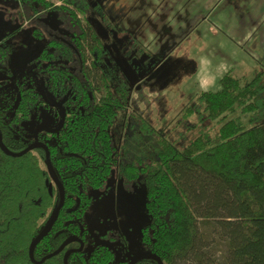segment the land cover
Masks as SVG:
<instances>
[{
    "label": "trees",
    "instance_id": "16d2710c",
    "mask_svg": "<svg viewBox=\"0 0 264 264\" xmlns=\"http://www.w3.org/2000/svg\"><path fill=\"white\" fill-rule=\"evenodd\" d=\"M20 1L26 12L37 6L56 11L74 48L57 43L62 61L47 51L37 60L36 73L45 77L50 94L68 96L65 106L72 107L61 130L40 135L66 193L52 232L35 250V259L41 260L61 245V232L79 233L75 222L83 220L92 202L88 190L102 189L118 166L110 127L124 109L126 95L117 97L119 92L110 88L95 63L103 46L86 20L84 0H58V6L51 0ZM7 56L0 48V64ZM91 57L93 69L86 66ZM263 80L264 72L245 82L227 72L218 90L198 97L205 119L221 125L215 137L202 134L182 149L161 139L152 169L122 168L130 180L146 177L150 224L141 241L164 264H264ZM49 109L38 87L26 80L19 81L12 96L0 90V133L6 148L22 153ZM185 112L188 118L200 111L193 105ZM50 123L57 127L55 120ZM44 162L43 150L13 158L0 148V264H32L30 245L58 207L60 196ZM112 260L113 252L100 247L89 260L73 255L68 264ZM44 264H63V255Z\"/></svg>",
    "mask_w": 264,
    "mask_h": 264
},
{
    "label": "rangeland",
    "instance_id": "374dc122",
    "mask_svg": "<svg viewBox=\"0 0 264 264\" xmlns=\"http://www.w3.org/2000/svg\"><path fill=\"white\" fill-rule=\"evenodd\" d=\"M88 1L95 5V9H102L96 14L99 21L95 22V27L109 40L111 56L107 62L115 80L112 88L119 84L131 92L128 108L110 127L114 145L121 151L124 162H136L152 169L161 139L182 149L202 134L215 137L221 125L205 119L203 106L198 102L199 95L218 90L219 80L229 71L243 82L264 72L263 23H257L255 30L251 29L243 39L214 34L207 39L201 53H181L188 49L182 45L176 54L150 55L141 51L133 35L122 33L119 16L113 14L112 21H105L103 11L107 10L109 0ZM253 7L250 0H222L216 16L224 15L227 21L224 25L235 19L244 29ZM49 16L55 21L54 14ZM22 25L20 4L16 0H0V44L9 48L6 70L12 74L9 78L13 86L32 71L35 59L50 38L37 23ZM195 35L198 36L199 32ZM190 41L194 42L193 39ZM204 59L216 66L214 76L207 73L196 76L193 62L197 66ZM193 105L200 112L184 118L186 109ZM119 177V172L114 170L103 189L88 191L93 202L84 218L88 230L87 256L98 245L112 248L117 261L123 258L125 245L133 256L145 251L141 236L143 229L150 224L145 206L146 177H139L133 184L125 179L119 180Z\"/></svg>",
    "mask_w": 264,
    "mask_h": 264
},
{
    "label": "crops",
    "instance_id": "0c3cea01",
    "mask_svg": "<svg viewBox=\"0 0 264 264\" xmlns=\"http://www.w3.org/2000/svg\"><path fill=\"white\" fill-rule=\"evenodd\" d=\"M250 1L254 7L249 12L250 19L244 29H241L235 19L224 25L227 22L224 15L220 13L216 16L217 7L222 0H109L108 8L103 14L108 22L112 21L113 14L119 16L122 33L126 36L133 35L137 46L144 53L173 54L181 50L182 45H186L187 51L181 53L196 54L201 53L208 43L207 39L214 34L243 39L251 29L255 30L257 23L264 24V0ZM196 32H199L198 36L195 35ZM192 39L194 42L190 41ZM193 63L197 77L206 73L214 76L216 66L205 59L200 64L197 63V66Z\"/></svg>",
    "mask_w": 264,
    "mask_h": 264
},
{
    "label": "flooded vegetation",
    "instance_id": "af4514ba",
    "mask_svg": "<svg viewBox=\"0 0 264 264\" xmlns=\"http://www.w3.org/2000/svg\"><path fill=\"white\" fill-rule=\"evenodd\" d=\"M16 1L20 4V10H21V16H22V22H23L22 27H25V26H27V25H29L31 23H37L43 28V32L45 34H47V32H48L49 36H50L45 48L42 50V52L35 59V61H34L35 62V66L32 69V71L27 73V75L24 77V79H21L19 81L21 82L22 80H26L29 84L31 83V84H34L35 86H37L38 90L41 93L44 105L46 107L50 108L49 109L50 111L48 113H44L45 114L44 115V120L40 121V123L32 130V137H31V140L28 143V147L32 146L35 143H40L41 145L44 146L43 148L35 149L34 151L29 152V153H35L38 150H43L44 151V154H45L44 167H45V170H46V172H47V174L49 176V179L51 180L50 175H49L48 170H47V164H46L47 150H48L49 155H50V160H51V154H50L49 147L47 146V144H45L44 142H42L40 140V135L42 133H45V134L46 133H54V132H57V131L61 130L64 127L65 123H66V120H67V118L69 116V113L72 111V107H66L65 106L66 105V101L68 99V96H66L64 98L63 96H53L52 94H50V92L48 91V88L44 84L45 77H41V76H39L36 73V69H37V66H38V61L37 60H39V58L42 57L41 55H43V53L47 51L48 54H54L55 57L57 58V60L59 59V60L62 61V56L60 54V49L56 46L57 43H63V44H65L66 46L70 47L73 50H74V48L65 38L66 35H67V32L64 29V26L62 25V22L60 21L56 11H50L49 13H47V12H44L43 10H41V8L37 6V7H34V9H33L34 11L33 10H29L28 11L27 10V12H26L25 5L20 0H16ZM84 1L86 3V6L88 7V11H87V14H86V20H87V22H89L91 28L94 30V32L97 34V36L100 38V40L102 42V46H103L102 55L100 56L99 60L96 61L95 63L97 64V67L99 68V70L103 74V76L107 77V79L109 81L110 88L114 92H117V93L119 92L117 97L119 98L121 96V94H123V93L126 95V99L123 100L124 109L122 111H124V110H126L128 108V103L131 100V92H129L127 90V88H125V87H123L121 85L119 86V84H117L118 85L117 87L112 88V85H115V80H113L114 78L112 76V72H111V70L109 68V65H108V62H107V61H109L110 56H111V52L109 51L110 50V46L108 45L109 44V40H106L107 39L106 36H103L101 34V32L98 31L97 28L95 27V22L99 21V20L96 19L97 18L96 14L101 12L102 9H100V8L95 9V5L91 4L88 0H84ZM55 4L57 6L61 5L60 2H57ZM35 11H37V12L35 13ZM53 14L55 15L54 16L55 17V21L49 19L50 18L49 15H53ZM80 17H82V16H80ZM105 21H107V20H105ZM45 30L47 32H45ZM50 44H55V46H51ZM0 48L1 49H6L8 51V56H7L6 60L2 64H0V90H4V92H7V93L10 94V96H12V95H14V92L16 91V86L19 83V81H17V83L14 86L11 84V78H9V77L12 74L10 73L9 70H6L7 63L9 61V56H10L9 48L6 47L2 43L0 44ZM93 62H94V58L91 57V59H89L88 62L86 63V66L89 67L90 69H93V65H94ZM62 64L67 65L68 62L63 61ZM114 77L117 78V76H114ZM98 101H100V100L98 99ZM122 111H120V113ZM118 115H117V117H118ZM63 116H64V119H63ZM117 117H116V119H117ZM116 119H115V121H116ZM53 120H55L57 127H54V128L51 127L50 128L49 127V125L51 124L50 122L53 121ZM37 130H39V132L36 134ZM45 147L47 148V150L45 149ZM117 151H118V166L116 168H114V170H117V172H119V174H120L119 180L120 179H125L126 181L131 182V184H133L134 182L139 180V178L135 179V180H130L129 178H127L121 172L122 168L125 165H129V164L135 165L139 169L140 168H144V167H142L140 163H136V162L127 163V162L122 161V159H121V151H119L118 148H117ZM157 158H158V155H157ZM51 164H52V161H51ZM52 167H53V165H52ZM54 172H55V170H54ZM55 174H56V172H55ZM56 176H57V174H56ZM57 178H58V176H57ZM58 180H59V178H58ZM51 182H52V185L57 189V191L59 193V196H60V192L58 190V187L53 183L52 180H51ZM59 182L61 183L60 180H59ZM61 185H62V183H61ZM105 186H106V184L104 185V187ZM121 186H122V184L119 185V187H121ZM62 187H63V185H62ZM63 189H64V187H63ZM64 192H65V189H64ZM65 199H66V193H65ZM92 202H93V198H92ZM92 202H91V205H92ZM59 203H60V201H59ZM64 205H65V202H64ZM58 206H59V204H58ZM90 206H89V208H90ZM78 207H79V203L73 209H70V212L77 210ZM63 208H64V206H63ZM89 208H88V210H89ZM62 209H61V211H62ZM88 210H87V212H88ZM61 211H60V213H61ZM87 212H86V214H87ZM86 214H85V216H86ZM59 216H60V214H59ZM59 216H58V218H59ZM85 216H84V218H85ZM51 217L49 218V220L51 219ZM84 218H83L82 221L75 222V224L79 227V230H80L78 234L66 235L64 233V231L61 232L60 234L64 235V240L61 243V245L55 251H53L52 253L44 256L41 260H36L35 259V255H34V261H32L31 258H30V255H29L31 263L32 264L40 263L44 258H46L49 255H52L53 253L59 251L60 249H62V247H63V249L59 252L58 255H56L54 257H57L59 255H63V264H68V260H69L70 257H72L73 255H79V254H83L84 258L86 260H89L91 258V256L93 255V253L98 248L106 247L109 250H111L113 252V254H114V260H112L113 264H159L156 260H153V259H143V260L135 261L137 258H139L144 253H150V254H154V253H152V252H150V251H148V250H146L144 248L145 251L143 253H141L140 255H137V256H133V255H130L128 253V249L126 248V245L124 246V250H123L124 251L123 252V258H121L118 261H117L116 252L112 248H110L109 246H106V245H98V246H96L93 249V251L91 252V254L89 256H87V254L85 252V247H86V243H87L86 236L88 234V230H87ZM49 220L44 224L42 230L45 228V226L47 225ZM57 220H56V222H57ZM54 225H53V227H54ZM53 227H52V229H53ZM52 229L50 230V232L48 233V235L45 238H47L50 235V233L52 232ZM42 230H41V232H42ZM45 238H43L42 241ZM68 241H70V242L67 243ZM38 245H37V247H38ZM36 248H35V250H36ZM29 251H30V248H29ZM34 254H35V251H34ZM154 255H156V254H154ZM54 257H52V258H54ZM52 258H50V259H52ZM50 259L45 260L42 264H44L46 261H48Z\"/></svg>",
    "mask_w": 264,
    "mask_h": 264
},
{
    "label": "water",
    "instance_id": "95a60500",
    "mask_svg": "<svg viewBox=\"0 0 264 264\" xmlns=\"http://www.w3.org/2000/svg\"><path fill=\"white\" fill-rule=\"evenodd\" d=\"M63 119H64V116H63ZM39 132V130H37L36 134ZM44 146L41 145L40 143H35L33 144L32 146L28 147L25 151H23L22 153H12L10 152L6 146L4 145V142H3V138L1 136V133H0V148L2 150V152L9 156V157H13V158H20L26 154H28L29 152H32L34 151L35 149H38V148H43ZM45 149L47 150V148L45 147ZM46 164H47V170H48V173L50 175V178L51 180L53 181V183L58 187V190L60 192V203H59V206L58 208L56 209V211L54 212V214L52 215L51 219L49 220V222L47 223V225L45 226V228L42 230V232L38 235V237L32 242L31 246H30V251H29V255H30V258L32 261H34V251H35V248L37 247V245L42 241L43 238H45L48 233L50 232V230L52 229L53 225L55 224L56 220L58 219V216L60 214V211L61 209L63 208L64 206V202H65V192H64V189L61 185V183L59 182L55 172H54V169L52 167V164H51V160H50V155H49V152L47 150V155H46ZM70 241H68L67 243H69ZM66 243V244H67ZM63 249V247H62ZM60 249L59 251L53 253L52 255H49L48 257L44 258L40 263L38 264H42L45 260L47 259H50L56 255L59 254V252L62 250ZM143 259H153V260H156L159 264H163L162 260L154 255V254H150V253H144L142 254L139 258H137L135 261H138V260H143Z\"/></svg>",
    "mask_w": 264,
    "mask_h": 264
}]
</instances>
